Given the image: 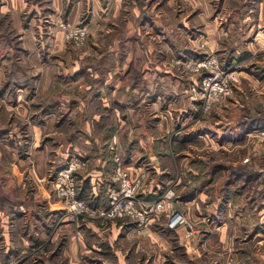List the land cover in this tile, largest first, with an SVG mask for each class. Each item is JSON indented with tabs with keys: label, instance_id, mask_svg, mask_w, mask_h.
<instances>
[{
	"label": "rangeland",
	"instance_id": "374dc122",
	"mask_svg": "<svg viewBox=\"0 0 264 264\" xmlns=\"http://www.w3.org/2000/svg\"><path fill=\"white\" fill-rule=\"evenodd\" d=\"M120 2L91 1L68 16L70 0H0V196L7 214L0 264H71L70 248L65 256L62 248L80 231L87 239L90 222H125L138 233L152 223L191 227L184 201L203 189L230 192L236 207L251 210L262 242L252 260L243 250L233 262L264 264L257 252H264V0ZM79 28L82 40L73 33ZM145 74L161 80L156 103L150 95L136 100L147 95ZM116 79L130 83L124 104L134 113L100 98ZM212 84L224 89L214 92ZM125 89L119 85L116 94ZM73 159L81 163L74 197L88 205L74 218L67 211L73 198L59 196L56 185ZM118 163L140 180L138 208L168 190L172 207L142 225L99 215L120 189ZM40 183L63 209L52 211L35 196ZM171 210L187 222L170 227ZM44 216H52L48 235L36 232ZM247 231L238 236L250 239L255 231Z\"/></svg>",
	"mask_w": 264,
	"mask_h": 264
},
{
	"label": "crops",
	"instance_id": "0c3cea01",
	"mask_svg": "<svg viewBox=\"0 0 264 264\" xmlns=\"http://www.w3.org/2000/svg\"><path fill=\"white\" fill-rule=\"evenodd\" d=\"M70 1L74 2V6L68 16H74L76 9L79 10L82 5H85L84 3H90L91 1L97 2L99 5H113V8H119L121 4L120 0ZM112 1H114L115 6ZM56 3L59 4V0H56ZM159 69L161 70V68ZM145 77L148 80L147 95L138 94L136 100L141 99L144 102L145 98L150 95L154 98L152 99L153 103H156L158 99H161L158 97L159 95L157 96V90H159L158 83H161V80H157L156 83L155 81L150 82L151 79L148 78V74H145L141 81L142 83L145 82ZM119 85L121 87L125 86L126 89L124 93L117 95ZM111 86H113V89L109 97L101 95L100 98L106 99L104 100L106 104L109 101L120 103L125 106H122V108H126V111L129 110L131 113H134L127 102L124 104L126 94L129 96L130 83L128 80H117ZM140 86L141 84L138 81L135 87ZM133 116H136V113ZM160 123V121H157L156 129L160 130ZM14 172H16L15 167ZM18 179L20 183L22 178ZM147 187H149L147 189L149 190L150 186ZM6 193L3 195H6L10 199V191L7 190ZM230 194L227 191L207 192L203 189L197 195L186 199L184 202L187 205V215L190 216L189 218H193L194 221L191 227L184 224L175 230H169L163 225H154L152 223L145 226L138 233L136 227L128 226L125 222H110L108 223L109 225L87 223L86 225L90 229L88 238L84 237V231L74 234L73 237L75 239L66 242L61 253H64L63 255L65 256L64 247L67 245L66 247L70 248L72 253L69 257L71 264H234V262L240 261V255L243 250L244 254L247 253L245 255L248 259L252 260L255 246L257 248V243L262 242L261 239L256 241V237L260 231L258 229L259 226L253 223L251 210L249 208L236 207L230 199ZM35 196L39 197V199L47 200L49 209L52 211L58 212L64 208L62 201L51 200V192L45 187L44 183L38 184ZM1 197L0 219L7 215L5 206L1 205ZM101 199H103V195ZM253 214L255 213L252 212ZM50 217L52 216H44V218L41 217L38 220L39 224L38 228L36 226V232L48 235L46 231L50 227L48 222ZM64 225L57 228L55 235L60 234L59 230L60 232L64 230ZM243 228L246 231L248 230L247 233L250 232L249 229L251 231L254 230L253 237L248 234L250 239H245V237L240 238L238 231H241ZM6 242L9 244H7L6 251H10V247H13L12 242L9 239ZM251 247L252 251H249L248 248ZM261 248L262 246H259L257 252L261 256H264V252L260 250ZM254 261L257 260L255 259Z\"/></svg>",
	"mask_w": 264,
	"mask_h": 264
},
{
	"label": "built area",
	"instance_id": "2783aa9c",
	"mask_svg": "<svg viewBox=\"0 0 264 264\" xmlns=\"http://www.w3.org/2000/svg\"><path fill=\"white\" fill-rule=\"evenodd\" d=\"M64 26H66L64 24ZM77 40H82L85 37V29L79 28L73 31ZM212 89L215 91L223 90V87H219L218 84H212ZM261 132V131H260ZM262 134L264 132L262 131ZM81 166L80 161L73 159L69 166L64 168L57 177V193L61 197H71L72 202L69 204L67 211L72 218L78 216L88 209V205L83 199H76V187L74 185V170ZM115 172L117 178L120 180V189L112 192L109 208H103L100 211L103 218L107 217H122L130 216L137 221L139 225L144 224L154 212H159L165 208L172 207L171 198L173 196L172 190L165 191L160 194L159 198L154 202L142 201V207L138 208L136 205V195L139 186V179H135L125 169L123 164L118 163ZM98 210H91L92 215H96ZM169 226L176 227L182 223L187 222V217L184 212L179 210L170 211ZM95 217H101V216Z\"/></svg>",
	"mask_w": 264,
	"mask_h": 264
},
{
	"label": "trees",
	"instance_id": "16d2710c",
	"mask_svg": "<svg viewBox=\"0 0 264 264\" xmlns=\"http://www.w3.org/2000/svg\"><path fill=\"white\" fill-rule=\"evenodd\" d=\"M88 179L85 180L84 187L87 188Z\"/></svg>",
	"mask_w": 264,
	"mask_h": 264
}]
</instances>
